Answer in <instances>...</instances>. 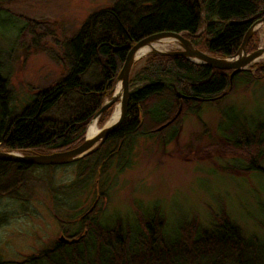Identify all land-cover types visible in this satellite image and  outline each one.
I'll use <instances>...</instances> for the list:
<instances>
[{
  "label": "trees",
  "instance_id": "obj_1",
  "mask_svg": "<svg viewBox=\"0 0 264 264\" xmlns=\"http://www.w3.org/2000/svg\"><path fill=\"white\" fill-rule=\"evenodd\" d=\"M263 16L264 0H118L88 17L64 45L65 76L36 94L20 114L10 110L12 96L0 63V151L50 154L79 146L105 97L112 95L124 60L137 42L177 33L212 56L228 58ZM253 50L251 38L247 52ZM260 75L264 76V64L241 72L230 86L228 72L183 57L146 59L130 77L124 122L98 151L69 165L77 166L76 180L59 190L79 196L98 179L97 206L79 218L70 216L77 217L78 227L67 243L57 241L11 264H264V242L244 237L224 213L207 229L187 218L172 229L158 204L146 207L139 217L116 212L96 217L98 204L113 187L109 171L114 168L121 174L131 167L139 139L158 137L163 145L175 142L187 115L199 118L202 105L230 96L238 79L248 84ZM218 139L226 151L239 155L229 165L234 172L264 178L260 118L230 111L219 126ZM35 168L0 161V201L19 199ZM5 219L0 217V223Z\"/></svg>",
  "mask_w": 264,
  "mask_h": 264
},
{
  "label": "rangeland",
  "instance_id": "obj_2",
  "mask_svg": "<svg viewBox=\"0 0 264 264\" xmlns=\"http://www.w3.org/2000/svg\"><path fill=\"white\" fill-rule=\"evenodd\" d=\"M117 1L0 0L1 75L8 82L14 114H20L36 94L65 76L64 45L91 14L111 8ZM251 38L253 51L264 49V25ZM175 48L166 44L161 50ZM197 49L205 52L202 47ZM148 58L140 59L131 75ZM112 95H107L103 104ZM116 107L99 117V128ZM230 111L264 122L263 75L248 84L238 79L230 96L203 104L199 118L187 115L175 142L163 145L158 137L139 139L131 167L121 174L114 168L109 171L113 187L98 204L96 217L107 218L115 212L139 217L146 207L158 204L172 229L184 218L207 229L224 213L244 237L264 242V178L234 172L229 165L239 155L226 151L218 139L219 126ZM92 122L93 118L85 137ZM76 171V165L37 167L28 174L29 182L19 199L0 201V217L6 218L0 223V259L4 264L22 262L55 245L62 234L69 237L77 230L78 219L70 216L79 214V218L90 209L99 183L97 179L79 196L59 192L76 180Z\"/></svg>",
  "mask_w": 264,
  "mask_h": 264
},
{
  "label": "water",
  "instance_id": "obj_3",
  "mask_svg": "<svg viewBox=\"0 0 264 264\" xmlns=\"http://www.w3.org/2000/svg\"><path fill=\"white\" fill-rule=\"evenodd\" d=\"M264 25V16L256 21L246 33L240 48L234 56L228 58H219L206 52L198 50L182 34L160 33L137 42L130 48L122 68L117 77L115 92L112 97L102 105L101 109L94 115L93 121H98L99 117L107 110L119 106L118 118L112 122V113L110 119L100 128L96 136L88 138V132L84 141L77 147L63 152H54L50 154H22L12 151H0V161L22 164L32 167H63L79 162L83 158L94 154L105 143L108 137L113 134L124 122L129 102L130 86L129 79L135 64L144 58L150 56H179L188 61L207 67L228 72L230 86L233 78L244 71H249L254 65L264 60V49H258L253 52H247L246 47L255 33V31ZM161 41H168L167 44L176 47L173 50H155L154 44ZM145 48L151 49L147 54L138 56V53ZM116 109V108H115ZM97 202L93 204L90 213ZM87 213V214H88ZM59 243H67L68 239L61 236Z\"/></svg>",
  "mask_w": 264,
  "mask_h": 264
},
{
  "label": "bare ground",
  "instance_id": "obj_4",
  "mask_svg": "<svg viewBox=\"0 0 264 264\" xmlns=\"http://www.w3.org/2000/svg\"><path fill=\"white\" fill-rule=\"evenodd\" d=\"M167 43H168V41H161L160 43L154 44L153 48L155 50H161ZM150 50L151 49H149V48H145L138 53V56H142L144 54H147ZM118 114H119V108L116 107V109L114 110V114L112 116V119H111L112 122H115L117 120ZM99 130H100V128L97 126V122L93 121L88 128V138H92V137L96 136L97 133L99 132Z\"/></svg>",
  "mask_w": 264,
  "mask_h": 264
},
{
  "label": "flooded vegetation",
  "instance_id": "obj_5",
  "mask_svg": "<svg viewBox=\"0 0 264 264\" xmlns=\"http://www.w3.org/2000/svg\"><path fill=\"white\" fill-rule=\"evenodd\" d=\"M61 236H64L66 239H68V237L66 235H64V234H62Z\"/></svg>",
  "mask_w": 264,
  "mask_h": 264
}]
</instances>
